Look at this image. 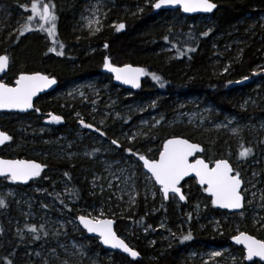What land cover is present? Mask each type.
<instances>
[{"label":"rangeland","instance_id":"obj_1","mask_svg":"<svg viewBox=\"0 0 264 264\" xmlns=\"http://www.w3.org/2000/svg\"><path fill=\"white\" fill-rule=\"evenodd\" d=\"M154 2L155 0L147 1L150 5ZM31 3L32 0H24L20 7L10 8L5 3L0 2V31L6 30L8 34H12L20 28L25 23L27 16L31 14ZM22 6H25L27 11ZM77 8V14L71 17L70 33L75 43L82 37H95L106 28L115 27L121 23L119 18L140 13L142 9L139 5L133 6V8L118 6L115 0H82ZM184 17L177 19V15H174L170 18L169 23L173 25L183 24ZM250 17L252 18L251 26L257 25L263 31L264 7L256 10L254 16ZM97 20L99 24L96 23ZM187 23L190 26L199 27L201 34L210 33L214 30V22L210 16H198L194 24L192 22ZM241 25L243 28L241 30L234 28L237 35L230 32V36H235L227 39L228 41L219 44L217 40L222 37L217 35L210 42L211 51L207 57V65L210 67L212 75L230 77L234 73L232 64L242 58L244 48L250 44L248 40L255 35V31L248 30V26H245L244 22ZM96 28L100 30L96 31ZM254 46L260 55L257 56V61L250 68L248 75L239 78L237 80L239 83L230 81L231 83L228 84L229 87L248 86L247 93H242L233 103L240 110L250 111L249 117L240 119L233 115L219 120L215 117L218 111L206 103L203 98L191 97L187 100L176 98L172 102V107L175 110L174 117L169 119L166 124L170 126L192 125L205 133H218L225 142L229 139L233 140L235 148H241L240 151L246 147L252 150L251 155L246 158H241L238 155V162L233 168L234 172L240 173L242 179L241 193L244 197L243 210L236 215L239 220L248 222L253 227L256 226V230H261L264 227L262 219L264 212V116H256L254 111L259 108L264 109V105H262L264 87L261 84V79L264 76V36L256 39ZM161 48L162 53H167L170 59H174L176 53L171 47L163 46ZM64 49L70 51L73 48L70 47L69 50L64 44ZM81 49L82 45L77 48L78 51ZM95 50L96 47L88 44L84 48V53L91 54ZM219 53L227 54L224 61L220 58ZM103 65L104 63L101 66V71ZM245 77L248 79H244ZM14 81L15 79L12 84ZM0 82L8 84L7 77L1 78ZM111 85V78L105 79L103 76L79 77L70 82L47 100L62 110L67 108L61 113L62 116L60 115L61 121L59 123L52 122L51 115L54 114H48L40 129L50 130L54 126L63 124L65 120L68 121V119L70 123L71 121L74 122L80 131L77 133V139L81 140L87 137L92 143V147L88 151L79 150L78 147H76L77 149L71 148L75 140H68L64 137H62V141H55L53 145L60 144L61 146L58 148L64 152L65 157L81 155L95 161L96 167H93L91 176L86 180L83 179L87 182L89 196L101 198L104 196L107 198V202H115L114 207L110 209L105 202L103 204L77 202L71 185L61 177L56 176L57 172L51 170H47L48 172L42 181L35 179L27 186H21V188H18V185L9 179H1L0 199L5 201L6 206L0 208V264H8V261H11V264L13 262L14 264H64V261H68V264H104L110 260L111 253L99 252L96 247L98 239L96 238V241L89 240V237L77 223L79 216L108 219L114 223L116 220L125 222L124 224L126 227L128 226V229H124L119 237L127 241L134 249L135 244L131 240L133 236L132 226L128 223L132 221L130 212L136 204L138 192H140L145 205L150 204L161 213L166 210L162 193L155 189L156 186L151 177L142 170L138 158L139 150L129 152L125 148L121 152L123 142L131 144L136 139L145 138L148 132L156 126L159 115L148 113L149 107L153 106L156 100H130L131 92L121 94L118 92L119 88H112ZM260 88H263L261 92H259ZM73 105L77 107L70 113ZM81 120L92 125V127H84L80 123ZM118 122L121 125L117 128L114 138H108L105 133L107 126L112 123L118 124ZM233 129L236 131L233 132ZM101 132L104 135H101ZM112 140H116L119 146L112 144ZM132 153H136V155ZM137 162L146 178L139 177ZM185 196L187 197L188 194ZM166 202L173 204L176 214L183 213L175 195H171ZM194 214V228L200 231L209 230L215 236H222L223 231L219 220L211 216H203L202 221H200L197 218L196 210ZM188 221L189 218L185 219L182 214L171 224L164 218H160L153 225V230L150 233L146 231L148 235L143 242L148 248H153L154 253L159 252L158 256H160L162 248L178 247L182 242V236L191 233ZM227 222V228L230 229L234 224V232L236 234L241 232L239 229L240 222L236 220H228ZM32 226L37 228L36 233L28 230ZM41 226H43L42 230ZM4 230L11 233L12 241L10 243L4 241ZM35 236L40 238L34 239ZM213 252H220L221 255L213 257ZM149 257L154 259L156 256L152 254ZM244 261V252L240 256L227 246L223 248L207 246L204 249H192L185 252L181 259L182 264H242Z\"/></svg>","mask_w":264,"mask_h":264},{"label":"trees","instance_id":"obj_2","mask_svg":"<svg viewBox=\"0 0 264 264\" xmlns=\"http://www.w3.org/2000/svg\"><path fill=\"white\" fill-rule=\"evenodd\" d=\"M22 1L24 0H0L1 3H5L10 8L20 7ZM81 1L51 0V3L55 4L57 15L56 43H53V39L48 37L46 32L40 31L35 23L29 25L31 30L25 31L21 35L20 31L27 23V19L12 34H8L6 30L0 31V55L9 57V70L6 75L8 85H11L12 81L16 80L21 74L42 73L55 78L57 81V88L53 92L39 97L28 114H0V130L12 137L7 145L0 149V157L38 161L46 165L38 178L40 181L47 174V170L55 171L57 172L56 176L61 177L71 185L77 202L95 204L105 202L106 206L112 209L115 202H107V198H104V196L103 198L89 196L87 182L83 180L91 176L93 167H96L95 161L81 155L70 158L65 157L64 152L58 148L61 145H53L55 141H62V137H64L68 140H75L71 148L78 147L79 150L88 151L92 147V143L87 137L81 140L77 139V133L80 131L74 122L71 121L70 123L68 119V121L65 120L63 124L54 126L50 130L40 129L46 115L62 116L61 113L67 109L62 110L53 105L52 102L47 101L55 92L62 90L79 77L103 76L105 79H109L101 71L104 58L108 57L115 66L127 64L146 70L148 74L145 75L141 88L138 91L131 92L132 97L130 100L147 101L148 99H155L156 103L149 107L148 113L159 115V123L148 132L145 138L136 139L131 144L123 142L121 152L125 148L138 149L140 155L147 156L149 159H156L162 143L166 139L181 137L192 143L200 144L203 147L202 157L206 162L211 164L216 160L226 159L235 168L241 148L236 149L233 140L229 139L225 142L224 138L220 137L218 133H205L192 125L170 126L166 122L174 117L175 110L172 107V102L176 98L182 100L191 97L203 98L206 103L218 111L215 117L219 120L224 119L226 116L236 115L243 119L251 115L250 111L240 110L234 104L236 98L249 90L248 86L229 87L228 84L230 81L236 82L239 78L248 75L250 68L257 61V56L260 55V52L257 53L254 43L256 39L264 36V30L261 31L257 25L255 27L251 26L250 21L252 18L250 16H254L256 10L264 7V0H213L217 4L216 11L210 16V19L214 22V30L206 36L201 34L199 27L192 25L198 19V16L184 17L183 24L173 25L169 22L174 15H177V19L183 18L178 11L154 12L150 3H147L149 0H115L118 6L133 8V6L139 5L142 11L119 18V21L125 25V28L119 32L116 31L115 27L106 28L95 37L85 36L75 43L73 36L70 35L71 17L77 14V6ZM45 2H48V0H45ZM187 22H192V26ZM242 22L246 24L245 26H248V30L255 31L256 36L254 35L252 39L248 40L250 44L244 48L242 58L232 64L234 69L232 76L212 75L211 69L207 65V57L211 51L210 42L217 35L222 37L217 40L219 44L233 38L237 35L234 28L243 29ZM230 32L235 33V35L230 36ZM165 37H168V39L165 40ZM60 44L67 45L69 50L70 47L73 49L67 51L65 48L63 55L59 56L56 55V52L49 51V48L52 47L60 51ZM88 44L96 47V50L91 54L84 53V48ZM105 44L108 45L107 48L104 47ZM80 45H82V49L78 51L77 48ZM163 46L172 48L176 53L174 59H170L167 53L160 51ZM189 49H195V51H189ZM226 55V53H219L220 58L223 59L222 61L226 59ZM153 73L160 77L159 81L152 79ZM261 80L264 87V76ZM111 86L117 88L113 83ZM262 89L260 88L259 92ZM118 92L122 94L129 91L119 88ZM262 105H264V101ZM76 107V105H73L70 113ZM254 114L264 116V109L259 108L254 111ZM63 117H65V114H63ZM120 125L121 123L118 122V124L112 123L107 126L105 130L107 137L114 138ZM136 164L139 177L146 178L140 164L138 162ZM17 187L21 188V186ZM182 187L184 193L188 196L186 201L179 205L183 213L178 214L174 212L175 209H173V204L170 202L163 201L166 207L164 213L157 211L150 204L145 205L140 192H138L136 204L130 212L132 221L128 224L132 226L133 236L131 240L135 244L134 249L139 253L140 259L130 260L120 254L111 253L110 260L104 264H182L181 259L184 257L185 252L192 249H204L207 246L218 248L227 246L242 256V249L231 244V238L236 233L234 232V224L230 229L227 228L228 220L240 222L239 229L241 232H245L259 240H264V227L261 230H256V226L253 227L250 223L239 220L236 214H228L215 209L211 205L210 199L205 195L204 190L199 188L192 179L185 180ZM155 189L159 190L156 187ZM202 208L203 211H201ZM195 210L200 221H202L203 216H211L219 220L223 231L222 236H215L207 229V231H200L194 228ZM181 214L184 215L185 219L189 218L191 239L184 240L183 237L186 235H183L182 242L178 247L162 248L161 255L158 256L159 252L154 253V249L148 248L143 242L148 235L146 231L150 233L153 230V225L160 218H164L171 224ZM262 219L264 221V212L262 213ZM124 223L121 220L115 222L114 228L118 236L124 232V229H128V226L126 227ZM144 230L145 232H142ZM3 237L7 243L12 241L11 233L8 230H4ZM89 240L96 241V238L89 237ZM96 247L100 253L108 252L98 242H96ZM152 254L156 256L154 259L149 257ZM242 264L262 263H247L244 261Z\"/></svg>","mask_w":264,"mask_h":264},{"label":"snow or ice","instance_id":"obj_3","mask_svg":"<svg viewBox=\"0 0 264 264\" xmlns=\"http://www.w3.org/2000/svg\"><path fill=\"white\" fill-rule=\"evenodd\" d=\"M166 5L179 6L185 13H210L217 8V4L213 0H155L154 3H151V7L154 9H160ZM25 10L27 11L26 7ZM30 11L31 14L27 16V23L21 29L20 34L23 35L25 31L31 30L29 25L36 23L39 30L46 32L48 37L53 39V43H56L57 15L55 13V4L51 3V0H48V2H45V0H32ZM96 23L99 24V21L97 20ZM115 27L116 31L119 32L125 28V25L120 23ZM99 30V28H96V31ZM203 35L206 36L208 33L205 32ZM167 39L168 37H165V40ZM59 47L60 51H57L55 47L49 48V51L56 52L58 56L63 55L64 45L60 44ZM104 47L107 48L108 45L105 44ZM189 51H195V49H189ZM8 62V56H0V71H3L8 66ZM103 66L108 72L114 74L117 81L130 84L134 88L140 87V77L148 74L143 68H134L127 64L123 67H117L111 63L108 57L104 58ZM152 79L159 81L160 77L153 73ZM244 79L248 78L245 77ZM55 83V79H50L48 76L39 73L20 75L15 82V87H9L7 84L0 82V109H18L21 111L30 109L33 107V96ZM61 119L58 115H51L52 122L59 123ZM80 123L86 128L92 127V125L84 123L83 120ZM235 131L236 129H233V132ZM100 134L104 135L103 132ZM11 139L10 135L0 131V145ZM111 143L119 146L116 140H112ZM127 151L131 152V149ZM201 151L200 145L196 143H190L187 139L173 138L164 142L163 150L160 151L158 160L146 158L144 155H139L138 158L140 161H143V167L151 173V178H154L155 182L160 185V190L165 199L168 198L171 192L178 195L180 200H185V196L178 185L181 180L194 173L199 184L202 186L206 185L204 191L211 196L213 205L227 209H240L243 200L240 173L235 172L233 174V168L225 159L216 160L212 167L204 159L196 158L194 161H190V157ZM251 151L250 148H244L240 151L239 156L246 158L250 155ZM132 154L136 155V153ZM45 167L46 165L33 160L0 159V176H5L12 182L27 183L35 177H40ZM5 206V201L0 199V208ZM78 219L83 228L89 233H96L104 245L113 249H120L133 258L139 255L137 251L133 250L125 240L119 238L113 231L112 220L89 218L84 215L79 216ZM42 229L43 226H41ZM28 230L32 233L37 232L35 226L30 227ZM39 238V236L34 237V239ZM183 239L189 240L191 239V235H186ZM233 239L236 244L244 246L247 260L252 261L254 257H258L260 261H264V240L256 239L244 232H240ZM220 255V252L212 253L213 257ZM8 264H11V261H8ZM64 264H68V261H64Z\"/></svg>","mask_w":264,"mask_h":264},{"label":"water","instance_id":"obj_4","mask_svg":"<svg viewBox=\"0 0 264 264\" xmlns=\"http://www.w3.org/2000/svg\"><path fill=\"white\" fill-rule=\"evenodd\" d=\"M152 9H153L154 12H159V11H179V13H180L182 16H185V17H193V16H211V15L216 11L217 8L214 9V10H213L212 12H210V13H205V12L185 13V12H183V11L179 8V6H170V5L162 6V8H160V9H154V8H152ZM0 56H4V55H0ZM131 66L134 67V68H140V67L133 66V65H131ZM117 67H123V66H117ZM8 70H9V66H7L3 71H0V79L7 75ZM102 72H103L104 75H106V76H108V77L111 78L112 83H113L114 86H116L117 88H120V89H124V90L129 91V92H135V91H138V90L141 88V86H142V82H143L144 79H145V75L141 76V77H140V87H138V88H134V87H132L130 84H124V83H122L121 81H117V80L115 79V77H114V74L108 72L104 67H103V69H102ZM34 74H35V73H34ZM39 74H41V75H45V76H48V75H46V74H42V73H39ZM21 75H22V74H21ZM23 75H33V74H23ZM19 77H20V75L17 77V79H18ZM48 77H49V76H48ZM49 78H50V79H55V78H53V77H49ZM17 79H16V80H17ZM16 80H15V82H16ZM55 80H56V79H55ZM2 83H3V82H2ZM7 85H8V84H7ZM8 86H9V87H15L16 84L14 83L13 85H8ZM56 88H57V81H56V83H55L54 85H51V86H49V87H47V88H44L43 90L37 92L36 95L33 96V98H32L33 106H34V103L36 102V100H37L39 97H43V96H45V95H47V94L53 92ZM32 108H33V107H32ZM32 108L27 109V110H24V111H21V110H18V109H0V114H4V113H13V114L25 115V114H28L29 112H31ZM0 131H1V130H0ZM174 138L184 139V138H181V137H174ZM169 139H173V138H169ZM169 139H166V140H169ZM166 140H165V141H166ZM165 141H164V142H165ZM164 142L162 143V146H161V150H160V151L163 150V144H164ZM189 142H190V141H189ZM7 143H8V141H6L4 144L0 145V149L3 148L4 146H6ZM190 143H192V142H190ZM196 144H197V143H196ZM198 145H200V144H198ZM200 147H201L202 151H201V152H198V153H196V154H194L193 157H190V158H189L190 161H194V159H196V158L204 159V158L201 156V155H202V152H203V147H202L201 145H200ZM159 153H160V152H159ZM0 159H12V160H15V158H1V157H0ZM158 159H159V154H158L156 160H158ZM24 160H26V159H24ZM225 160H226V159H225ZM33 161H35V160H33ZM227 161H228V160H227ZM35 162L40 163V162H38V161H35ZM139 162H140V164H141V166H142V170H143V171H144L149 177H151V173H149V172L147 171V169H145V168L143 167V161H140V160H139ZM205 162H206V161H205ZM206 163H208V162H206ZM229 164H230V163H229ZM209 166H210V167L214 166V163H213V164H210V163H209ZM230 166H231V164H230ZM231 167H232V166H231ZM41 174H42V173H41ZM233 174H235L234 170H233ZM40 176H41V175H40ZM37 178H39V177H35V178L31 179V180H29L27 183H22V182H12V181H11V182L14 183L15 185H18V186H27L29 183H31L32 181H34V180L37 179ZM1 179H7V177H5V176H0V180H1ZM151 179H152L153 183L155 184V186L158 187V188H160V185L157 184V183L155 182L154 178H151ZM187 179H192V180H194L195 183H196V185H197L199 188H202L203 190H204V188L206 187V185L202 186V185L199 184L198 179L195 177V174H194V173H193V174H190L189 176H187V177H185L183 180H181V182H180V184L178 185V187L181 188V184H182L185 180H187ZM241 189H242V186H241ZM160 191H161V190H160ZM181 192H182V188H181ZM204 192H205V191H204ZM161 193H162V191H161ZM162 195H163V193H162ZM170 195H175V196L179 199V196L176 195L175 193H171V192H170L169 195H168V197H169ZM205 195L210 199V201H211V205H212L215 209H217V210H219V211L226 212V213H228V214H236V213L241 212L242 209H243V205H244V197H243V200H242V207H241L240 209H227V208H221V207H219L218 205H213V204H212V198H211V196H210L207 192H205ZM242 196H243V195H242ZM163 198L165 199L164 195H163ZM179 201H180L181 203H183L185 200L182 201V200L179 199ZM77 223H78L80 229H81V230H82V231H83L88 237H90V238H98V240H99V245H100L103 249L107 250L108 252L120 254V255H122V256H124V257L130 259V260H139V259H140V255H138L137 257L133 258V257H131L130 255H128L127 253H124V252H123L122 250H120V249H113V248H111V247H109V246H107V245H104V244L101 242L99 236H98L96 233H89V232H87L86 229L83 228V225L80 224L79 219H77ZM114 226H115V223L113 222L112 228H113V231L115 232V228H114ZM115 233H116V232H115ZM244 233H245V232H244ZM238 234H239V233H238ZM238 234H236V235H238ZM246 234H247V233H246ZM236 235H234V236H236ZM248 235H249V234H248ZM117 236H118V235H117ZM234 236H233V237H234ZM118 237H119V236H118ZM233 237L231 238V244H232L233 246H236V247L241 248V249L243 250L244 255H245V261H246L247 263L259 262V263L264 264V261H260L258 257H254L252 261L247 260V259H246V249L244 248V246H243L242 244H240V245L236 244L235 241H234V239H233ZM253 237H254V236H253ZM119 238H120V237H119ZM254 238H255V237H254ZM256 239H257V238H256ZM133 250H134V249H133Z\"/></svg>","mask_w":264,"mask_h":264},{"label":"flooded vegetation","instance_id":"obj_5","mask_svg":"<svg viewBox=\"0 0 264 264\" xmlns=\"http://www.w3.org/2000/svg\"><path fill=\"white\" fill-rule=\"evenodd\" d=\"M178 12H179V11H178ZM146 158H147V157H146ZM187 180H188V179H187ZM193 181H194V180H193ZM194 182H195V181H194ZM156 188H158V187H156ZM181 188H182V193H183L184 196H185L186 194H185L184 191H183L182 184H181ZM158 189L160 190V188H158ZM160 192H161V191H160ZM204 193H205V192H204ZM170 196H171V195H170ZM170 196H169V197H170ZM169 197H168L167 199H164V198H163V199H164L165 201H167V200L169 199ZM186 199H187V197L185 196V201H186ZM178 201H179V200H178ZM185 201H184V202H185ZM184 202H183V203H184ZM179 203L182 204L180 201H179ZM225 213H226V212H225ZM232 237H233V236H232ZM125 242H126V241H125ZM126 243H127V242H126ZM127 244H128V243H127ZM128 245H129V244H128ZM129 246H130V245H129ZM130 247H131V246H130ZM131 248H132V247H131ZM132 249H133V248H132ZM135 251H136V250H135Z\"/></svg>","mask_w":264,"mask_h":264}]
</instances>
